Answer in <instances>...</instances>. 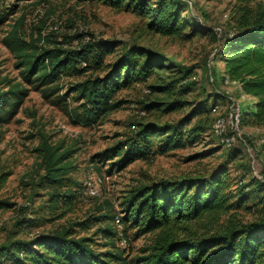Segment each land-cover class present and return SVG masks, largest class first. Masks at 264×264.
Segmentation results:
<instances>
[{
    "label": "rangeland",
    "instance_id": "obj_1",
    "mask_svg": "<svg viewBox=\"0 0 264 264\" xmlns=\"http://www.w3.org/2000/svg\"><path fill=\"white\" fill-rule=\"evenodd\" d=\"M187 2L188 8L182 14L188 16L191 11L209 28L204 27L184 38L151 29L147 17L131 6H116L103 0H0V86L7 83V78L22 80L17 57L3 41L8 29L19 21L22 34L28 39L35 38L39 44H51V40H55L63 46H70V41L61 42L65 35L93 32L97 36L121 40V44L106 55L105 61L117 56L126 45L136 43L163 55L168 63V66L157 67L139 82L120 89L116 95L125 99L123 104L91 124L74 122L64 103L53 101L57 92L47 96L42 89L29 91L15 116L0 123V198L13 201L11 206L0 207V244L51 231L76 219L94 218L100 213L119 214L124 199L136 186L159 178H206L220 164H225L228 169L229 189L234 193L230 201L236 200L242 183L252 179L250 164L252 166L253 160L256 165L264 161V125L251 123L242 127L250 138L251 153L240 142L226 144L214 133L213 122L217 115L226 111L229 99L228 96L217 99L216 91L232 94L242 106L250 103L237 82L226 76L225 62L218 52L220 38L215 29L220 27L222 33L232 30L242 5L264 4V0ZM13 3L16 6L12 10ZM1 14L5 15L4 19ZM183 65L192 68L187 76L182 71ZM96 71L101 68L94 66L87 74ZM83 76L64 73L58 79L61 85L58 92H64ZM186 82H189V88H184ZM168 83H171L170 88L151 86ZM173 97L182 99L183 104L171 110H165L163 105L148 110L143 106L152 99L165 101ZM67 103H75L72 94L67 97ZM197 105H205L206 109L198 112ZM147 122L165 128L184 123L189 129L185 135L186 143L163 153L139 157L124 168H114L111 172L108 171V161L93 157L96 151L134 134L141 123ZM195 128L198 130L194 131ZM43 136L62 143L63 147H77L71 156L75 166L64 184L58 186L62 190L76 189L77 198L71 207L63 200L59 206H53L51 187L39 184L44 169L36 146ZM160 137L155 135L157 141ZM235 146L240 148L238 154L234 152ZM95 174L104 177L99 194L84 193L85 183ZM261 197L262 193L255 190L249 200L217 218L205 214L199 219L182 220L177 226V234L223 227L231 217L248 220L264 216ZM101 223L121 227L115 218L103 216ZM96 225L94 223L88 230L75 226L81 232H92ZM135 230L136 226L128 227L126 245L122 244L124 235L116 239V243L125 246L130 255L148 251L155 235V231H149L137 236ZM94 235L98 243L105 240L100 231Z\"/></svg>",
    "mask_w": 264,
    "mask_h": 264
},
{
    "label": "trees",
    "instance_id": "obj_2",
    "mask_svg": "<svg viewBox=\"0 0 264 264\" xmlns=\"http://www.w3.org/2000/svg\"><path fill=\"white\" fill-rule=\"evenodd\" d=\"M116 6H131L147 17L151 29L164 34L190 37L208 27L198 15L187 10V0H103ZM16 3L10 7L14 9ZM233 29L219 34V54L225 62L226 76L235 80L241 93L254 97L241 105V126L264 125V4H245ZM5 15L1 14V19ZM21 22L13 24L3 37L5 44L15 53L22 80L7 78L0 86V123L11 120L19 111L29 91L42 89L53 101L64 103L70 118L76 123L91 124L99 121L125 101L116 93L134 82L146 78L157 67L168 66L165 57L145 46L132 43L126 45L113 59L105 61L121 40L114 37L97 36L89 32H74L65 35L63 46L55 40L51 44H39L35 38L28 39L21 32ZM77 40L76 42H73ZM94 66L101 71L87 72ZM184 76L191 73V66L183 65ZM84 75L72 82L64 92H58V79L64 74ZM1 82V79H0ZM192 83V81H190ZM168 84H151L153 87L170 88ZM189 82L184 88H189ZM72 94L75 101L70 105L67 97ZM227 96L216 91V98ZM183 100L152 99L145 102V109L163 105L165 110L175 109ZM205 105L196 110L204 111ZM198 130L197 128L193 129ZM189 131L184 123L173 127H157L141 123L134 134L105 146L93 153L102 161H108V171L124 168L139 157L156 152H166L186 143ZM161 137L158 141L155 135ZM243 136L250 143V138ZM243 144L241 140L237 141ZM244 145V144H243ZM245 146V145H244ZM41 155L43 172L39 184L50 186L51 204L59 206L60 200L71 207L77 198L75 188H58L63 185L68 173L75 166L71 159L77 147H63L43 136L36 146ZM238 154L240 148H234ZM252 170V166L250 164ZM254 184V185H252ZM230 181L225 164L206 178H159L131 189L120 210L121 229L111 223H101L102 217L116 218L118 214L100 213L76 219L51 231H41L28 238H16L0 244V264H264V216L253 219L231 217L223 226L206 232L178 235L177 226L182 220L199 219L205 214L217 218L237 204L250 199L253 191L262 193L264 183L254 173L252 179L242 183L234 201L229 189ZM78 192L82 190L79 188ZM13 205V201L0 198V207ZM97 223L94 231L81 232L75 225L88 230ZM119 226V225H118ZM136 226L137 236L155 231L148 251L130 255L117 238L129 239L126 231ZM105 238L97 242L96 233ZM102 244V245H101Z\"/></svg>",
    "mask_w": 264,
    "mask_h": 264
},
{
    "label": "built area",
    "instance_id": "obj_3",
    "mask_svg": "<svg viewBox=\"0 0 264 264\" xmlns=\"http://www.w3.org/2000/svg\"><path fill=\"white\" fill-rule=\"evenodd\" d=\"M190 1V0H188ZM218 33L220 34L221 28L217 27ZM84 38H88V35H85ZM77 41V40H76ZM227 78L230 77L227 75ZM232 80V79H230ZM235 81V80H232ZM228 96V106L224 113H221L216 116L213 122V131L217 134L220 139L226 144H233L236 141L241 140L245 147L250 153L251 144L243 136V129L240 123L241 117V104L239 100L232 94H227ZM145 112V109L143 110ZM252 171L259 179L264 183V161L256 165L254 160L252 162ZM104 177L100 174H95L90 177L89 180L85 183L84 193L96 195L99 194V185L103 182ZM117 224L121 225L120 214L115 218ZM122 244L126 245V238H122Z\"/></svg>",
    "mask_w": 264,
    "mask_h": 264
},
{
    "label": "crops",
    "instance_id": "obj_4",
    "mask_svg": "<svg viewBox=\"0 0 264 264\" xmlns=\"http://www.w3.org/2000/svg\"><path fill=\"white\" fill-rule=\"evenodd\" d=\"M237 86L239 87L238 83H237ZM242 94H244V95L248 96V97H249V99H250V102H252V101L254 100V97H253L252 95H250V94H247V93H242Z\"/></svg>",
    "mask_w": 264,
    "mask_h": 264
}]
</instances>
